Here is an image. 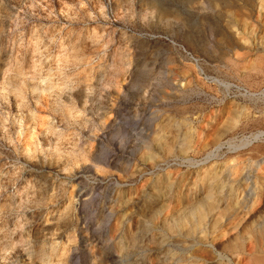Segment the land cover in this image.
Masks as SVG:
<instances>
[{
    "label": "rangeland",
    "instance_id": "374dc122",
    "mask_svg": "<svg viewBox=\"0 0 264 264\" xmlns=\"http://www.w3.org/2000/svg\"><path fill=\"white\" fill-rule=\"evenodd\" d=\"M227 1L0 0V264H237L264 214V0Z\"/></svg>",
    "mask_w": 264,
    "mask_h": 264
},
{
    "label": "bare ground",
    "instance_id": "6f19581e",
    "mask_svg": "<svg viewBox=\"0 0 264 264\" xmlns=\"http://www.w3.org/2000/svg\"><path fill=\"white\" fill-rule=\"evenodd\" d=\"M216 1H219L220 2V5H221V8L224 10V9H231V7H233L234 6V4H232V3H230L229 1H227V0H206V2L210 5V4H215L216 3ZM246 1V4L248 5V6H251V7H253L254 5H255V3H256V0H245ZM212 8V7H211ZM237 10V9H236ZM261 10V9H260ZM253 11V8H250L249 9V11L247 12V13H244V15H247V16H250ZM221 15H223V14H221ZM17 89L19 90V91H21L22 89H21V87L18 85L17 86ZM129 108V107H128ZM126 110H127V108H126ZM129 110H130V108H129ZM130 114V113H129ZM128 115V114H127ZM135 115H137V114H135ZM131 116V115H130ZM133 116V115H132ZM131 116V117H132ZM129 117V116H128ZM136 117V116H135ZM126 118V117H125ZM129 119H131V118H129ZM131 120H133V119H131ZM130 120V121H131ZM126 121H128V120H126ZM20 127H21V125H19ZM249 143H250V141H249ZM247 144V143H246ZM84 169H86V168H83V169H80V170H78V171H76L73 175L74 176H76L77 177V179H78V186L79 187H81L80 189H79V191L80 190H82V186L85 184V171H84ZM51 170V169H50ZM42 171V170H41ZM52 171V170H51ZM226 176H227V174H226ZM247 182V181H246ZM4 186V185H3ZM255 190H251L250 192H249V194L248 195H251L252 196V194H254L255 192H254ZM57 192V191H56ZM241 192V191H240ZM35 194V193H34ZM242 194V193H241ZM57 193L55 194L54 193V198L55 197H57ZM83 195H85L86 197L85 198H83L82 200H81V202H82V204L83 205H86L87 203H89L90 201H91V199H92V195L91 194H86V193H84ZM241 196V195H240ZM239 196V197H240ZM61 197H63V194L61 193V189H60V200L62 201L63 199H61ZM244 198V197H243ZM35 199H36V201H35V203H37L38 205H42L43 203H44V201H46L45 199H46V197H44V196H40V195H35ZM258 199V198H257ZM60 201V202H61ZM247 201L249 202L250 201V198L247 196V198L245 199V201L243 202V208H248L249 209V207H250V205H249V203H247ZM73 202V200L70 202V203H72ZM223 203H225L224 202V200H223ZM106 214V213H105ZM114 212L112 211V209H111V211L108 213V215H107V219H111L113 216H114ZM114 218V217H113ZM105 220V219H104ZM105 222V221H104ZM86 226V225H85ZM88 237V236H87ZM87 241V240H86ZM88 242V241H87ZM202 252V251H201ZM209 252V250L207 251V253ZM222 252H227L228 254L229 253H231V254H234L235 255V257H237L236 258V260L238 259V261H237V264H243V263H241L242 262V259L244 258V257H250V261L248 262V263H245V264H264V214L261 216V218L258 220V223H257V225L253 228V230H252V232H251V234H247V235H244L243 236V238L241 239V243H240V245H238V246H236L233 250H227V249H224ZM198 253V252H197ZM200 254H202V253H200ZM204 254V253H203ZM223 254V253H222ZM230 254V255H231ZM194 256H198V255H196V253L194 254ZM133 258H135L134 256H132V254H127V256H126V262L128 261V260H130V259H133ZM232 259V258H231ZM232 261V262H231ZM229 263H227V264H233V259L231 260ZM128 263V262H127ZM100 264V263H99ZM107 264H109L108 262H107ZM221 264V263H220ZM222 264H224V263H222Z\"/></svg>",
    "mask_w": 264,
    "mask_h": 264
}]
</instances>
